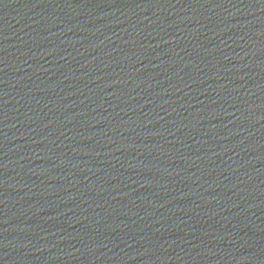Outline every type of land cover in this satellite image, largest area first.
Instances as JSON below:
<instances>
[{
	"label": "water",
	"instance_id": "1",
	"mask_svg": "<svg viewBox=\"0 0 264 264\" xmlns=\"http://www.w3.org/2000/svg\"><path fill=\"white\" fill-rule=\"evenodd\" d=\"M0 264H264V0H0Z\"/></svg>",
	"mask_w": 264,
	"mask_h": 264
}]
</instances>
